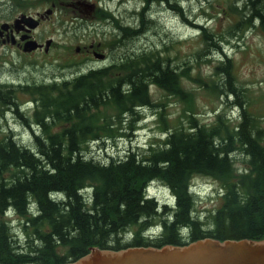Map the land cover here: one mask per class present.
I'll return each mask as SVG.
<instances>
[{
  "label": "trees",
  "instance_id": "1",
  "mask_svg": "<svg viewBox=\"0 0 264 264\" xmlns=\"http://www.w3.org/2000/svg\"><path fill=\"white\" fill-rule=\"evenodd\" d=\"M148 3L138 11L140 19ZM171 8L180 14L178 7ZM226 9L236 16L227 31L188 22L204 44L197 55L209 45L223 54L227 36L256 23L264 32V0H241L239 7L228 0ZM161 53L123 54L115 64L69 80L11 84L0 79V112L10 109L24 124L29 125V118L36 123L29 143L12 132L0 137V264H62L91 247L264 237V116L259 119L243 106L227 57L216 66L225 75L223 88L199 76L193 79L214 92L225 89L235 95L237 123L223 111L211 124H202L192 109L185 110L187 125L164 121L160 140L101 157L90 153L93 143L130 139L140 109L155 106L150 83L190 103L192 93L181 81L184 74L193 77L187 73L190 65L177 68ZM17 89L32 95L30 116L21 111ZM197 175L220 181L224 191L214 209L201 215L188 191L190 178ZM152 180L167 183L176 193L175 211L147 196ZM13 215L20 217L18 226H13ZM155 223L162 232L150 238L144 231Z\"/></svg>",
  "mask_w": 264,
  "mask_h": 264
},
{
  "label": "rangeland",
  "instance_id": "2",
  "mask_svg": "<svg viewBox=\"0 0 264 264\" xmlns=\"http://www.w3.org/2000/svg\"><path fill=\"white\" fill-rule=\"evenodd\" d=\"M7 1L12 3V0H0V13L5 14L0 15V18L11 19L20 13H35L36 11L45 17L39 30L34 31L35 37L30 42V45L33 44L34 46L27 45L25 47V44H29L28 42L31 40L29 38H25V42H23V48L28 52L15 47L11 50L10 46L0 45V78L2 79L15 83L18 81L26 83L27 81H41L46 77H51L50 75L55 72L58 75L59 72H64L69 68L64 67V65L79 62L84 58V55L79 51L92 42L91 39H100L103 43H107L103 40L105 36L113 40L116 46L115 56L154 49L162 51L163 57L170 59L177 68H179V64L183 67L190 65L187 73L189 72L193 77L189 78L184 74L181 79L183 89L192 93L190 103L150 83V99L155 103V106L140 109L139 115L142 119L136 126L139 128L138 133L129 131L133 134L130 139L125 137L124 140H111L105 142L103 146L101 143H93L90 146V153L101 156L105 152L115 153L124 150L131 145L132 141L136 145L160 140V136L166 129L163 128L164 121L170 126L187 125L185 110L192 109L202 124H211L216 119V113L223 111L226 112L225 114H230L231 123H237L240 107L233 103L236 99L235 95L230 92L226 94L225 89L223 92H214L207 87H202L198 81L193 79L199 76L209 80V82H217L223 88L225 75L218 73L216 66L222 64V60L226 59L225 57L232 60L233 79L236 85L242 89L243 106L259 119L264 116V32L258 26L259 23L246 27L236 35L227 36V41L223 45V54L209 45L207 51L200 55H197V51L203 48L204 44L191 25L186 24V22H202L208 28H216V32L227 31L232 20L236 17L226 13L228 0H169L160 3L155 1L149 10H145L141 19L136 14L141 0H106L107 11L113 12L116 17L123 20L122 27L126 31L119 36L111 33L112 30H117L113 29L116 27L113 20L100 21L98 18L102 13L101 7L93 8V5L89 4L90 1L96 2L97 0H56V2L54 0H33L35 2L31 5H23L22 7L15 5L17 3L13 0V7L15 8L12 10L6 4ZM232 1L236 7L241 4V0ZM135 5L137 7H134ZM174 5L180 9L178 10L180 14L171 8ZM57 12L62 17L61 24L55 20ZM74 17L84 18L85 22L79 23L77 19L72 20ZM2 21H0V27L4 24ZM93 21H100L109 28L108 31H92L91 29L87 34V31L75 32L78 23L84 24L85 27ZM74 32L75 34H73ZM49 38L53 42L55 41L49 52L34 51L37 48V45L33 43L34 41ZM1 40L0 37V44H4ZM30 50L32 51L29 52ZM102 50L106 51L105 48ZM16 94V100L19 104H23L32 98V95L21 92V90H18ZM232 108H234L233 115L230 112ZM31 111L29 108L25 114H30ZM160 113H162L161 117ZM131 118L132 116L129 117V119ZM125 125L123 123V126ZM9 131H12L22 143H29L31 127L4 108L2 114L0 113V137ZM194 178L200 181L203 178H209V176L197 175ZM216 181L220 183V181ZM10 218L13 220V226H18L20 217L13 215Z\"/></svg>",
  "mask_w": 264,
  "mask_h": 264
},
{
  "label": "water",
  "instance_id": "3",
  "mask_svg": "<svg viewBox=\"0 0 264 264\" xmlns=\"http://www.w3.org/2000/svg\"><path fill=\"white\" fill-rule=\"evenodd\" d=\"M63 264H264V238L205 237L186 245L133 246L120 250L91 247L77 260Z\"/></svg>",
  "mask_w": 264,
  "mask_h": 264
},
{
  "label": "flooded vegetation",
  "instance_id": "4",
  "mask_svg": "<svg viewBox=\"0 0 264 264\" xmlns=\"http://www.w3.org/2000/svg\"><path fill=\"white\" fill-rule=\"evenodd\" d=\"M80 4H83V3H80ZM44 17L45 16L43 14L36 11L35 13H29V12L20 13V14L15 15L11 19L0 18V21L3 20L2 21L3 23H7L6 27H4V30H0V37L2 38L1 42H3L4 44L10 45L12 47H15L16 49L23 50V42H25V39L22 40V38L34 39L35 37L34 31L39 30V27L41 26ZM55 17H57L58 19L62 18L60 15H55ZM61 23L62 21L59 22V24ZM73 34H75V32ZM116 34H118L117 30H116ZM15 39L16 41H14ZM46 40L47 39L39 40L38 43L40 46L34 51L39 50L40 52H44V53L49 52L51 48L53 47V45L55 44V41L53 42L52 40L48 48L45 50L44 43ZM101 49H102V42L90 43L88 45V48L87 46H84L79 51L81 52V54L84 55L82 64H85L87 66V61H93L91 63H95L96 57L93 56V53L97 55L102 54L100 52H97V51H100Z\"/></svg>",
  "mask_w": 264,
  "mask_h": 264
},
{
  "label": "bare ground",
  "instance_id": "5",
  "mask_svg": "<svg viewBox=\"0 0 264 264\" xmlns=\"http://www.w3.org/2000/svg\"><path fill=\"white\" fill-rule=\"evenodd\" d=\"M116 1V0H115ZM123 1V0H122ZM121 5V4H120ZM254 6V5H253ZM247 13V12H246ZM133 15V14H132ZM259 15V14H258ZM137 19V18H136ZM261 21V20H260ZM139 24V23H138ZM37 109V108H36ZM35 113V112H34ZM36 116V115H35ZM28 118V117H27ZM74 119V118H73ZM26 120V119H25ZM214 121V120H213ZM57 125V124H56ZM118 127V126H117ZM54 128V127H53ZM225 137V136H224ZM100 140V139H99ZM45 141V140H44ZM31 147V146H29ZM24 150V149H23ZM238 158V157H237ZM242 158V157H241ZM87 159V158H86ZM18 171V170H17ZM233 188V187H232ZM35 222V221H34ZM29 229V228H28ZM11 234V233H10ZM23 248V247H22Z\"/></svg>",
  "mask_w": 264,
  "mask_h": 264
}]
</instances>
